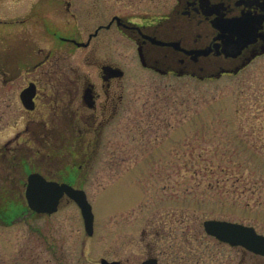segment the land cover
Segmentation results:
<instances>
[{"label":"rangeland","instance_id":"rangeland-1","mask_svg":"<svg viewBox=\"0 0 264 264\" xmlns=\"http://www.w3.org/2000/svg\"><path fill=\"white\" fill-rule=\"evenodd\" d=\"M170 2L0 0V51L6 43L14 56L19 30L30 33L41 46L52 45L40 23L83 40L85 33L113 15L154 18L166 13ZM66 3H70L69 11ZM22 20L23 27L18 24ZM81 58L82 52L76 50L68 61L80 67ZM136 59L134 46L119 36L126 105L114 145L103 143L101 155L92 164L93 173L86 179L94 229L102 245L98 249L90 242L75 246L74 241L86 235L79 210L69 205V264H99V257L138 264L148 254L158 256L161 264H180V254L168 247L166 239L140 236L139 231L146 229L197 232L203 244L189 245L191 253L186 247L188 262L186 258L182 262L222 264L236 251L203 235V220L238 221L264 234V56L236 76L208 81L157 76L136 67ZM14 61L0 60V72L15 70ZM2 80L0 73V118L5 124L0 121V135L10 132L4 127L23 113L17 91L24 83L17 79L5 85ZM113 181L104 189L90 186V182ZM154 197L166 200L165 206H158L160 211L150 205ZM246 262L264 264V257L247 252Z\"/></svg>","mask_w":264,"mask_h":264},{"label":"flooded vegetation","instance_id":"flooded-vegetation-1","mask_svg":"<svg viewBox=\"0 0 264 264\" xmlns=\"http://www.w3.org/2000/svg\"><path fill=\"white\" fill-rule=\"evenodd\" d=\"M69 9L70 3H66V11ZM18 24L23 27L26 23L22 20ZM40 25L52 45L41 46L30 33L19 30L20 43H16L14 56L10 55L12 47L8 49L6 43L0 51L3 62L15 60V70L0 72L2 83L7 85L17 79L24 83L17 91L23 113L13 124L4 127V131L10 132L0 135V264H69L66 253L71 237L67 208L76 204L63 194L52 212L32 210L25 195L28 177L38 174L47 182L86 193V179L95 167L92 164L101 155L103 143L114 145L126 105L121 85L125 72L118 63L119 36L134 46L136 67L161 77L208 81L236 76L264 56V0H171L168 11L161 16L113 15L85 33L83 40L75 34L61 35L47 28V23ZM76 50L82 52L80 67L68 61ZM30 84L33 107L26 109L20 93ZM0 121L4 124L3 118ZM111 155L115 156L114 150ZM115 181L90 182V186L104 189ZM86 197L89 201L87 193ZM165 202L164 197H154L150 205L155 208L153 211H160ZM206 220L251 227L264 236L254 225L219 217L203 222ZM95 221L94 215L93 231L87 234L83 229L86 237L75 240L76 247L85 242L96 249L102 245V237L96 236ZM203 222V235L236 251L222 264H248L247 252L264 257L208 235ZM139 233L142 238L166 239L168 247L180 254V264L188 262L183 252L186 247L191 253L189 245L203 244L196 237L198 233L191 230L146 229ZM145 245L151 252L150 243ZM185 258L187 262H182ZM104 259L107 260L99 257V264ZM148 260L161 264L154 254H148L138 264ZM109 262L122 264L121 260Z\"/></svg>","mask_w":264,"mask_h":264},{"label":"water","instance_id":"water-1","mask_svg":"<svg viewBox=\"0 0 264 264\" xmlns=\"http://www.w3.org/2000/svg\"><path fill=\"white\" fill-rule=\"evenodd\" d=\"M114 19L119 20L120 18L115 17ZM76 44L78 46L82 45L80 43ZM118 75H122L120 69H118ZM32 96L33 89L30 84L20 93V99L24 108L32 109ZM64 193L80 208L85 230L88 234H91L93 214L91 206L82 190H76L64 184L58 185L55 182H47L38 174H31L28 177L26 198L29 207L36 212H52L56 207L58 199ZM203 228L208 235H212L222 242L232 246H242L249 252L264 256V236L257 234L251 227L226 221L206 220L203 222ZM101 263L117 264V262H107L106 260H101ZM153 263L154 260H148L142 264Z\"/></svg>","mask_w":264,"mask_h":264}]
</instances>
